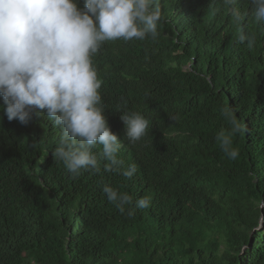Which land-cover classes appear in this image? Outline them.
<instances>
[{
  "label": "trees",
  "instance_id": "16d2710c",
  "mask_svg": "<svg viewBox=\"0 0 264 264\" xmlns=\"http://www.w3.org/2000/svg\"><path fill=\"white\" fill-rule=\"evenodd\" d=\"M152 7L155 39L117 40L97 60L110 88L157 96L166 110L157 135L117 154L136 165L131 179L104 170L100 145V171L73 178L52 157L61 131L46 115L22 125L0 110V264H264V22L248 0L235 5L240 24L222 0ZM241 31L255 36L251 49ZM224 108L244 128L235 160L216 140L231 130ZM104 185L130 207L151 205L121 214Z\"/></svg>",
  "mask_w": 264,
  "mask_h": 264
},
{
  "label": "clouds",
  "instance_id": "9594fccd",
  "mask_svg": "<svg viewBox=\"0 0 264 264\" xmlns=\"http://www.w3.org/2000/svg\"><path fill=\"white\" fill-rule=\"evenodd\" d=\"M254 19L264 22V0H248ZM230 6L234 24L244 17L235 7L237 0H222ZM157 0H0V97L9 121L27 125L33 114L46 115L61 131L59 146L52 152L73 178L81 170L99 172L92 149L102 146L104 170L131 179L135 164L123 168L117 154L140 148L158 134L157 123L165 108L157 96L136 95L128 88L112 89L106 67L97 60L102 49L117 40L155 39L159 7ZM239 42L251 49L255 36L240 32ZM104 44V45H103ZM107 94L114 95L110 99ZM116 96V99H115ZM156 97V98H155ZM221 115L230 122L216 140L222 151L235 160L238 149L232 137L243 132L234 112ZM172 120L177 117H172ZM109 203L129 217L136 209H148L150 197L132 205V197L109 185L102 188Z\"/></svg>",
  "mask_w": 264,
  "mask_h": 264
},
{
  "label": "rangeland",
  "instance_id": "374dc122",
  "mask_svg": "<svg viewBox=\"0 0 264 264\" xmlns=\"http://www.w3.org/2000/svg\"><path fill=\"white\" fill-rule=\"evenodd\" d=\"M263 226V225H262Z\"/></svg>",
  "mask_w": 264,
  "mask_h": 264
},
{
  "label": "water",
  "instance_id": "95a60500",
  "mask_svg": "<svg viewBox=\"0 0 264 264\" xmlns=\"http://www.w3.org/2000/svg\"><path fill=\"white\" fill-rule=\"evenodd\" d=\"M262 227V226H261Z\"/></svg>",
  "mask_w": 264,
  "mask_h": 264
}]
</instances>
